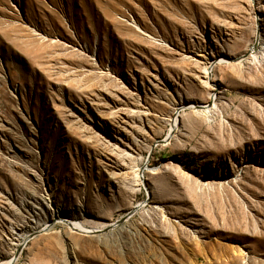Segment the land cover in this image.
<instances>
[{
	"label": "rangeland",
	"instance_id": "374dc122",
	"mask_svg": "<svg viewBox=\"0 0 264 264\" xmlns=\"http://www.w3.org/2000/svg\"><path fill=\"white\" fill-rule=\"evenodd\" d=\"M263 34L264 0H0V264H264Z\"/></svg>",
	"mask_w": 264,
	"mask_h": 264
},
{
	"label": "bare ground",
	"instance_id": "6f19581e",
	"mask_svg": "<svg viewBox=\"0 0 264 264\" xmlns=\"http://www.w3.org/2000/svg\"><path fill=\"white\" fill-rule=\"evenodd\" d=\"M258 41H260L259 37H258ZM218 59L216 58L214 60H209L206 63L205 67H204V77H203L204 83L207 86H210L213 90L216 89L217 85L213 82V79H212V76H211V72H210V68L212 66L216 65L217 63L218 64L219 63L222 64V63H224L226 61L222 56L220 58H218ZM263 59H264V34L262 35V38H261V47H260V53H259V55L252 54V56H249L247 58V61H248L249 64H252V65L258 67V65L261 64V62H262ZM216 96H217L216 95V91L215 92H211L209 103H210V105H212V103H213V107L210 108V109L207 108V110H204L203 111V114H204L205 118H209L211 112H213V110H215L217 108L216 100L215 101H212V98H215ZM189 104L191 106L189 108H192L193 104L192 103H189ZM206 107H204V108H206ZM185 108H187V105H184L182 107V109H185ZM178 113H179L178 111H174L173 115L170 116L167 119L169 121V123H170V125H169L170 126V132H169V134L167 136V140L165 142L171 140L172 133H175V131L178 129V124L180 122V119H179L180 115ZM138 177H139V174H138ZM157 209H158V207H154L151 211L154 212ZM59 223L69 225L73 230L79 231V232H81V233H83L85 235H98V236H100L105 231L113 230V229L116 228V224H103V225H101V226H99L97 228H88L83 223H81L79 221L71 220V219L68 220V219L64 218L62 214H60V213L58 214L57 213L54 216V218L52 219L51 222H46L45 227L42 229V231L43 230L44 231H48L51 228H53L56 224H59ZM15 234H17V233H15ZM17 236H18V238H20L22 240H25L26 239L25 238L26 237L25 234H17ZM12 245L13 246H18L20 248L23 246L22 243L21 244H18L16 242H13ZM12 262H14V261L13 260L12 261H8V262L3 263V264H13Z\"/></svg>",
	"mask_w": 264,
	"mask_h": 264
},
{
	"label": "water",
	"instance_id": "95a60500",
	"mask_svg": "<svg viewBox=\"0 0 264 264\" xmlns=\"http://www.w3.org/2000/svg\"><path fill=\"white\" fill-rule=\"evenodd\" d=\"M138 207H139V206H137L136 208H138ZM17 257H18V255H16V256H15L14 260H16V259H17ZM14 260H13V261H14Z\"/></svg>",
	"mask_w": 264,
	"mask_h": 264
}]
</instances>
